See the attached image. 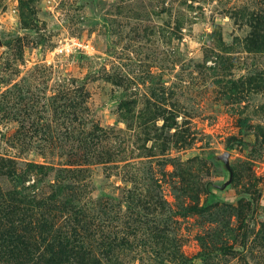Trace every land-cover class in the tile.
Segmentation results:
<instances>
[{
  "label": "rangeland",
  "instance_id": "374dc122",
  "mask_svg": "<svg viewBox=\"0 0 264 264\" xmlns=\"http://www.w3.org/2000/svg\"><path fill=\"white\" fill-rule=\"evenodd\" d=\"M0 160V264H264V0H0Z\"/></svg>",
  "mask_w": 264,
  "mask_h": 264
},
{
  "label": "trees",
  "instance_id": "16d2710c",
  "mask_svg": "<svg viewBox=\"0 0 264 264\" xmlns=\"http://www.w3.org/2000/svg\"><path fill=\"white\" fill-rule=\"evenodd\" d=\"M240 132L241 134H245L247 132V129L248 127L250 126L249 124V120L244 118V119H241L240 120ZM239 142V140H236ZM231 145L233 144H230L228 147H231ZM6 166V163L3 162V160L1 161L0 160V169H4V167ZM4 194L1 190V186H0V221H5L6 223H0V228H1V231H0V239H4V237H1L3 235H5L6 232L10 231V228L7 230V229H4L2 230L3 228V225H9L10 226H14L13 222L17 220V222L20 224V219H19V215H20V210L19 208L17 207V202L18 200H13L12 199V202L13 204L10 205L9 208H3V198H4ZM29 195H25L24 199L22 200L24 203H26L28 200H29ZM9 223V224H8ZM17 230V228L15 229V231ZM11 253V251H9ZM13 252V250H12ZM8 253V254H10ZM75 254V253H74ZM80 253L76 254V255H79ZM56 256L58 257V254H56ZM79 257H82L79 255ZM81 259V258H79Z\"/></svg>",
  "mask_w": 264,
  "mask_h": 264
},
{
  "label": "water",
  "instance_id": "95a60500",
  "mask_svg": "<svg viewBox=\"0 0 264 264\" xmlns=\"http://www.w3.org/2000/svg\"><path fill=\"white\" fill-rule=\"evenodd\" d=\"M218 158L223 161L226 169L229 171L230 176L232 177L233 170H232L230 162H229V154L228 153H224L222 156H220Z\"/></svg>",
  "mask_w": 264,
  "mask_h": 264
}]
</instances>
